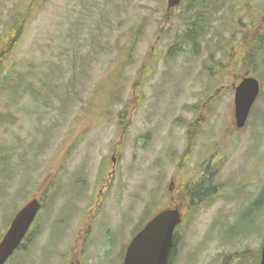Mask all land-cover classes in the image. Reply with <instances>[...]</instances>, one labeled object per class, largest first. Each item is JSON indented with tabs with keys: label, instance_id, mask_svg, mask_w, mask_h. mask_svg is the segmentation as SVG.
Returning a JSON list of instances; mask_svg holds the SVG:
<instances>
[{
	"label": "rangeland",
	"instance_id": "obj_1",
	"mask_svg": "<svg viewBox=\"0 0 264 264\" xmlns=\"http://www.w3.org/2000/svg\"><path fill=\"white\" fill-rule=\"evenodd\" d=\"M229 2L184 0L167 13V0H0V49L13 16L32 10L0 67V239L12 213L50 177L54 187L34 243L9 264H121L148 219L174 205L172 177L184 217L173 264H260L264 95L226 147L216 196L191 211L181 187L190 176L178 173L197 116L208 134L185 174L206 148L237 134L232 82L248 66L224 57L222 69H210L208 46L217 47L218 29L239 54L240 21L260 20L264 0ZM194 16L204 24L197 41L186 37ZM251 71L264 92V70ZM136 80L141 101L130 106L126 131L120 112L137 96ZM254 168L258 179L239 184Z\"/></svg>",
	"mask_w": 264,
	"mask_h": 264
},
{
	"label": "flooded vegetation",
	"instance_id": "obj_2",
	"mask_svg": "<svg viewBox=\"0 0 264 264\" xmlns=\"http://www.w3.org/2000/svg\"><path fill=\"white\" fill-rule=\"evenodd\" d=\"M212 1H214V0H211V2ZM221 1L224 3H227V0H221ZM229 1H230L229 4H231L232 0H229ZM218 10H219V8H218ZM240 24H242V26H239V27L243 33V35H242L243 39L240 40V42L238 43L240 45V53L239 54L236 53L237 45L233 44V43H229L230 42L229 40L224 39L220 32H216V31H220L217 29L215 31V33L218 34L217 40L215 41V44L217 45V47L214 49L209 44L208 47L210 48L209 49L210 56L207 58L208 62L205 65L206 67L208 66L210 69H216V68L222 69L223 65H222L221 60L224 59V57H225V58H228L230 61H235L237 59V62L244 63V64H246V66H248L247 72L245 74H240L238 76H235V79L238 81L232 82V87H233L232 91L234 92V95H235L234 86L240 82V80L242 79L243 76H246V75L256 76L255 74L252 73L251 70H264V16L261 15L260 20H259L257 16L250 15V20L248 23H245L246 24L245 26H243V22H241V21H240ZM226 31H229V30H226ZM201 34L199 36H201ZM192 40L197 41L198 36ZM222 41H226L227 43L222 42ZM230 45H231V47H229ZM217 56H220V57L217 59L216 58ZM263 95H264V92H262V82L260 81V93H259L258 97L259 98L263 97ZM234 107H235V102H234ZM232 112L234 113V109ZM191 123H192V120H191ZM191 123H189L187 125L188 132L186 135V140L190 144L187 143L188 144L187 146H189V147L183 152L182 156L179 157L180 163H179L178 173L180 175L182 174V176H184V175L187 177L190 176V178H188V180H190L194 185L198 182H201L204 179L208 180L209 185L207 186L206 191L202 195V200H203L206 197H210V198L214 197V196H216V194H218L220 192L221 185L218 184L217 180H218V177L220 175L222 165L225 162L226 154L228 152V149L226 147L234 144L235 142L234 143H231V142L235 140V137H237V136L241 137V135L239 136V134L246 127H243L242 129H238L235 126H233V130L237 132L236 136L227 137L226 138V139H228V141H226L227 143H223V142H221V143L219 142V144L214 143L213 146H209L208 148H206L203 151L201 157L199 159H197V161H196L197 165L193 166L192 167L193 169L191 168L192 169L191 173L185 174V170H186L185 167L187 168V164L189 161L188 159L191 158L192 155H196L198 153V150L200 147V144H198V142L206 134H208V133H206V130H204L202 128L204 126L203 121L198 126H192ZM225 134H227V133L226 132L221 133L220 137L224 136ZM228 143H231V144L228 145ZM223 146H225V149H226L225 151L222 149ZM113 156H115V155H113ZM245 170H246V168H245ZM245 170L242 169L241 172H243ZM254 170H256L255 173L253 172ZM241 172H239V173H241ZM252 173H254V174H252ZM259 173H261V172H259V170L255 169V168L253 170L248 171V173H246L239 180V184L243 185V182H244L243 180L245 178H251L252 180H257ZM174 179H175V177L171 178V181H173V183L171 182V184L169 185V190H170V187L173 188V184L175 183ZM52 187H53V182L51 181V177H50L48 182H47L46 187L41 189L42 190L41 193L37 194V196H34L40 200L41 208L38 211L34 221L32 222L29 230L27 231V233L24 236L23 240L21 241L20 245L14 251V253L10 256V258L8 259V261L5 264H9V260L11 258H14L18 251H21L22 249L26 250V249L31 248L32 244L34 243V233L38 229V225H39V222L37 223V216L39 215L41 209L43 208V202H45L46 198L50 197V194L52 193V189H49V188H52ZM241 188L242 187L238 188L237 190H239ZM172 190H174V192L176 190V192H175L176 194H175V198H172L173 196L171 197L173 199V202H174V205H172L171 207L178 208V189L173 188ZM34 197H32V198H34ZM29 200L25 201L21 205V207L18 209V211ZM18 211L15 213V215H14V212L12 213L9 221L5 225V230L3 232V235L1 236L0 241L2 240V238L5 235V233L7 232V230L9 229V227H10L13 219L15 218L16 214L18 213ZM182 218H184L183 213H182ZM150 219L151 218H149L148 221ZM182 221H183V219H182ZM177 228H178V226H177ZM177 228L175 230V233L177 232V234H178ZM175 245L176 246L178 245V241H176ZM173 260H174V255H172V257L170 256V263L169 264H173Z\"/></svg>",
	"mask_w": 264,
	"mask_h": 264
},
{
	"label": "water",
	"instance_id": "obj_3",
	"mask_svg": "<svg viewBox=\"0 0 264 264\" xmlns=\"http://www.w3.org/2000/svg\"><path fill=\"white\" fill-rule=\"evenodd\" d=\"M183 0H167L166 11L177 7ZM235 88L234 125L242 129L260 93V80L253 75L243 76ZM115 170L116 156H112ZM172 190V187H170ZM41 202L37 197L29 200L16 214L9 229L0 241V264H5L18 248L38 211ZM180 208L170 207L155 214L128 244L121 264H169L174 247V234L182 222ZM260 264H264V243Z\"/></svg>",
	"mask_w": 264,
	"mask_h": 264
},
{
	"label": "trees",
	"instance_id": "obj_4",
	"mask_svg": "<svg viewBox=\"0 0 264 264\" xmlns=\"http://www.w3.org/2000/svg\"><path fill=\"white\" fill-rule=\"evenodd\" d=\"M194 1H202V0H194ZM197 5H198V3L197 4L195 3V5H194V2L192 4H190L188 12H191L193 10V7H196ZM31 6H30V8H31ZM31 11L27 12L25 15H22L20 13H16L13 16L11 22L6 25L4 31L1 35L2 45H1V49H0V67H2L4 65L6 58L9 56L10 53L13 52V50L16 48L17 44L21 40L22 36L24 35V33L28 27V24H29V17L32 14ZM167 19L169 20L170 18H167ZM201 22H202L201 19H197L194 16V21L191 25V28H189L188 31L186 32V35H187L186 37H189L191 39H195L197 36H199L203 32V31H201V28H202V26H204V24ZM135 33L138 34V32H135ZM131 48L132 47L130 46L128 51L132 50ZM154 52H155V50L152 47L151 52L149 53L148 60L150 59L152 54H154ZM138 80H136L132 85L133 90L136 91L135 94L137 96H135L134 98L129 100V104H127V106L120 112L121 113L120 114V116H121V122L120 123L122 124L121 127L124 128V130H126V131L129 130V127H130V122L127 121V116L130 112V106L132 104L138 105L141 101V95L138 94L139 93V81ZM254 111H255V107L253 108L252 112H254ZM201 122L202 121L200 120V117L197 116L194 119V121H192L191 125L192 126H198L201 124ZM208 185H209L208 180L204 179L201 182L196 183L195 185L190 180H187L186 183L183 186H181L187 192V194L185 195V198L188 199L190 206H192V208L190 207L191 211H194L196 208H198L200 206V203L202 201V194L206 191L205 188ZM52 188H54V187H52ZM52 188H49V189H52ZM168 206H165L164 208H167ZM187 206L188 205H186V204L184 205L185 208H187ZM161 209H160V211H161ZM191 211H189V213ZM179 226H181V225H179ZM176 241H178L177 232L174 235V247H173V250L171 252V257L174 254V250L176 248L175 247Z\"/></svg>",
	"mask_w": 264,
	"mask_h": 264
}]
</instances>
